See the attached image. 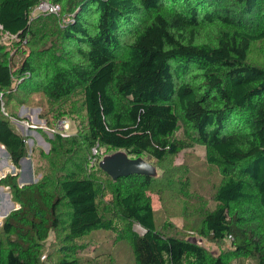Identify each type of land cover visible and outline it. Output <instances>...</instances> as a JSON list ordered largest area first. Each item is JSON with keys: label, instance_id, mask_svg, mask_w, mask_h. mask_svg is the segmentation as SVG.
<instances>
[{"label": "trees", "instance_id": "1", "mask_svg": "<svg viewBox=\"0 0 264 264\" xmlns=\"http://www.w3.org/2000/svg\"><path fill=\"white\" fill-rule=\"evenodd\" d=\"M40 1L0 0V41L3 33L20 43L55 36L72 48L47 57L31 51L15 67L0 45V96L18 88L39 91L51 103L78 95L86 128L55 135L50 153L62 149L76 160L52 188L43 179L19 186L17 174L0 179L18 205L0 226V264H44L43 244L62 225L66 244L51 264H90L94 256L81 260L75 241L118 219L143 230L127 235L134 264H264V66L248 61L251 46L264 42V0H54L72 14L68 21L30 19ZM207 29L215 35L204 41ZM4 110L0 103V145L18 170L25 138ZM180 120L222 175L212 195L216 207L203 210L188 232L166 234L146 193L170 177L113 181L100 170L112 194L102 216L95 181L84 171L88 152L105 146L163 165L187 147L175 139ZM193 234L219 245L230 236L231 246L214 255L187 239Z\"/></svg>", "mask_w": 264, "mask_h": 264}, {"label": "rangeland", "instance_id": "2", "mask_svg": "<svg viewBox=\"0 0 264 264\" xmlns=\"http://www.w3.org/2000/svg\"><path fill=\"white\" fill-rule=\"evenodd\" d=\"M49 1L54 2V0ZM58 5L60 10L53 15V18L60 19L64 17L67 19L68 17L70 19L72 14H63L62 4ZM40 16L52 17V15L38 14L34 9L30 11V19ZM44 24V21L38 20L35 27L42 29ZM214 35V31L210 29L200 33L204 41L210 40ZM35 40H38V43H35ZM0 45L6 53V57L13 60L15 67L19 66L22 60L31 54V51L36 53L43 51L40 57H47L51 54H60L62 48H64L63 46H66L69 51L72 48L62 44V40L55 38V36L44 39H29L27 43H20L18 39L5 33L1 34ZM36 61L38 62V59ZM248 61L253 65L264 66V42L254 43L251 46ZM46 62L40 64L43 72L47 70V67L44 66ZM38 73L41 75V78H39L41 80L44 74ZM17 83L15 78L12 86L15 88ZM0 103L5 106L4 112L10 117L13 127L20 134L22 133L21 135L25 138L26 157L30 160L32 170L29 171L30 173H26L28 179L21 182L22 186L31 182L29 180L30 174L34 181L33 184L43 179V181L49 183L48 189L52 188L60 170L62 168L65 170V166L69 167L73 160H76L73 156H66L62 149L59 154L50 153L55 135L74 136L83 132L86 128V115L80 96L74 95L68 100L51 103L39 91H27L18 88L11 94L5 93L3 95L2 93ZM179 125L180 128L175 134V139L183 142L187 147L180 150L174 157L167 158L163 165L148 155H142V158L157 167L159 178H162L163 175L166 178L170 177L168 181L163 183L162 187H155L152 191H148L146 195L154 210L157 227L163 229L166 234L176 235H182L183 230L188 232L189 227L201 218L203 210H213L216 207L212 195L222 180L219 169L208 163L206 148L193 143L192 139L187 136V132L191 130L182 120L179 121ZM83 150L80 149L78 152L82 151L84 153ZM116 151L118 150L109 149L105 146H95L87 154L88 163L87 167L85 165L84 171L86 175H91L95 181L97 202L102 216H105L108 212V210L103 211V208L112 201V194L110 182L98 168V162L104 155ZM130 157L135 158L136 156ZM0 159L4 160L7 157L3 153ZM79 160L77 159L76 166L80 165ZM7 170H9L7 167L0 169V179L6 176ZM8 173L17 174V184L21 186L19 184L20 168L18 170L12 169ZM0 187L5 186L0 185ZM7 191L4 190V193H7ZM5 203V199L0 197V207H5ZM14 210L15 208L8 214ZM63 212H65L64 209ZM111 212L109 211V214ZM3 220L4 218L0 217V226ZM64 226L62 225L56 232H50L48 239L43 244L42 260L44 264H51L53 253L64 242L63 239L66 233ZM142 232V228L135 223L126 222L122 219L114 220L110 229L95 231L76 240L75 244L78 246L77 256L81 260L94 256L92 257L93 262L90 264H134L127 235L129 233L140 235ZM187 239L198 243L214 255L225 252L231 246V241L227 238L220 245L211 243L198 234L187 236ZM64 244L66 243L64 242ZM94 260H98V262ZM185 261L189 262L190 257H187ZM234 264L238 263L235 261ZM245 264H250V262L245 261Z\"/></svg>", "mask_w": 264, "mask_h": 264}, {"label": "water", "instance_id": "3", "mask_svg": "<svg viewBox=\"0 0 264 264\" xmlns=\"http://www.w3.org/2000/svg\"><path fill=\"white\" fill-rule=\"evenodd\" d=\"M2 151L6 152L3 146L0 147V152ZM19 163L22 165V171L23 169L26 170V168L30 170V162L26 157L22 158ZM98 168L107 176H109L113 181H117L119 178H124L131 175H141L151 178H156L159 175L157 167L155 165L149 163L141 156L131 158L124 150H118L114 153L104 155L98 162ZM23 172L21 173L19 178L20 182H25L26 179H28ZM29 176V180L31 181L29 184H33L34 181L31 178L30 174ZM1 190L2 187H0V196L2 195ZM4 196H6L7 201L12 207L13 203L10 201L8 193H4ZM8 212V210L2 209L0 211V217H6Z\"/></svg>", "mask_w": 264, "mask_h": 264}, {"label": "built area", "instance_id": "4", "mask_svg": "<svg viewBox=\"0 0 264 264\" xmlns=\"http://www.w3.org/2000/svg\"><path fill=\"white\" fill-rule=\"evenodd\" d=\"M34 10L38 14L43 15H54L57 14L60 10L59 5L55 2L44 0L39 2L35 7ZM3 110V109H2ZM229 241L231 240V237L228 236L227 238Z\"/></svg>", "mask_w": 264, "mask_h": 264}, {"label": "crops", "instance_id": "5", "mask_svg": "<svg viewBox=\"0 0 264 264\" xmlns=\"http://www.w3.org/2000/svg\"><path fill=\"white\" fill-rule=\"evenodd\" d=\"M38 122V121H37ZM18 132V131H17ZM22 134V133H21ZM0 147H1V145H0ZM6 151V150H5ZM1 154H3V152H0V156H1ZM4 154L6 155V157H7V159H4V160H1L0 159V169H2V168H4V167H7V168H9V170H7L6 171V173L5 174H8V172L10 171V170H12V169H14V167L10 164V161H9V157H8V154H7V152H4ZM27 158V157H26ZM28 159V158H27ZM29 160V159H28ZM9 162V163H8ZM29 162H30V160H29ZM7 164H10V165H7ZM7 165V166H6ZM19 165H20V171H21V173L23 172L24 173V175H26V173L27 172H29V171H31L32 170V168H30V170L28 169V168H26V170H24L23 169V171L21 170L22 169V165L19 163ZM9 166H12V167H9ZM30 166H31V164H30ZM30 173V172H29ZM27 176V175H26ZM28 178V177H27ZM19 184L22 186L23 184L19 181ZM24 185H28L27 183L26 184H24ZM4 190H6L7 191V189H6V187H3L2 188V190H1V193H2V196L4 195ZM7 193H9L8 191H7ZM9 195V199H10V201H11V196H10V193L8 194ZM12 202V201H11ZM13 203V202H12ZM1 206V205H0ZM16 206V207H15ZM18 207V205H15L14 203H13V206L10 208V210H8L9 212L12 210V209H16ZM3 208L1 207V209L0 210H2ZM8 212V213H9Z\"/></svg>", "mask_w": 264, "mask_h": 264}, {"label": "bare ground", "instance_id": "6", "mask_svg": "<svg viewBox=\"0 0 264 264\" xmlns=\"http://www.w3.org/2000/svg\"><path fill=\"white\" fill-rule=\"evenodd\" d=\"M3 152V151H2ZM4 153V152H3ZM12 167V166H11ZM1 198H4L5 199V201H6V203H5V207H2L4 210H10V208H11V206H10V204H9V202L7 201V198H6V196H0ZM0 209H1V207H0ZM1 211V210H0Z\"/></svg>", "mask_w": 264, "mask_h": 264}, {"label": "clouds", "instance_id": "7", "mask_svg": "<svg viewBox=\"0 0 264 264\" xmlns=\"http://www.w3.org/2000/svg\"><path fill=\"white\" fill-rule=\"evenodd\" d=\"M17 209V208H16Z\"/></svg>", "mask_w": 264, "mask_h": 264}]
</instances>
